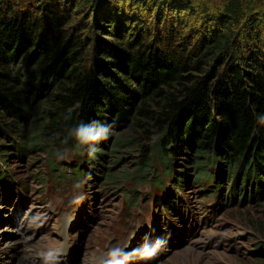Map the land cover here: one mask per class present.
Returning <instances> with one entry per match:
<instances>
[{"label":"trees","instance_id":"1","mask_svg":"<svg viewBox=\"0 0 264 264\" xmlns=\"http://www.w3.org/2000/svg\"><path fill=\"white\" fill-rule=\"evenodd\" d=\"M114 1L106 0V6ZM167 1L157 0L163 8L170 6ZM170 1L172 10L189 13L197 23L181 21L159 31L152 43L151 33L142 29L130 37L122 33L119 13L112 10L102 20L116 24L105 33L117 41L93 50L83 28L69 25L68 7L21 8L17 0H0V162L10 163L7 140L18 155L42 153L51 165L68 150L102 172L103 156L96 149L106 143L81 144L75 134L80 125L98 129V122L129 124L132 131L116 147L141 148L136 171L106 174L115 185L138 181L156 159L167 173L180 164L187 172L178 171V178L185 183L190 173L200 174L198 181L208 175L214 156L228 170L239 160L236 178L246 169L263 172L264 1L225 0L217 13L205 3ZM95 2L80 0L74 7ZM25 64L31 67L27 75ZM34 97L44 99L26 146L10 131L25 127ZM185 148L198 152L194 172L183 165Z\"/></svg>","mask_w":264,"mask_h":264},{"label":"rangeland","instance_id":"2","mask_svg":"<svg viewBox=\"0 0 264 264\" xmlns=\"http://www.w3.org/2000/svg\"><path fill=\"white\" fill-rule=\"evenodd\" d=\"M17 1L21 8H28L30 5L34 6L36 4H39L40 6L51 5L61 9L68 7L69 25L83 28V34L92 39V44L94 46L92 47L93 50L100 43L117 41L114 37H112V35L105 33L107 30L113 31L116 24H110V26H107V22L102 20V18H104L102 13L105 15V13H110L112 10L115 16L117 15V12L119 13L118 24L123 28L122 33L126 32V36L130 37L133 33H142V29L144 34L147 32L151 33L150 40L152 43L156 42L155 36L159 31L161 33H164L162 31L167 32L168 27L172 25L179 26L181 21L186 20L191 22V24H195L197 23V20H199L195 19L196 17L194 16H189V13L172 10V2L170 0L167 1L170 6L166 5L164 8L159 6V2H157V0L156 2L155 0H145L143 3L141 1L138 2L137 0H117L108 7L106 6V0H96V4H89L80 9L74 7L80 0ZM193 1L197 7L199 6L197 3L207 4L211 11L215 13H217V10L219 9L218 7L222 6L225 2V0ZM247 4V8L253 6V2L251 1ZM237 31L240 30L237 28ZM30 70L31 67L25 64L23 66L22 73L27 75ZM43 99L44 97H38L37 99L34 97L33 100H30L29 104L31 106V112L29 119L25 123L21 122L25 127H21L17 129V131H15L16 129L10 131V133H12L20 143H24L26 146L32 144V120L38 103H41ZM131 131L132 130L129 124L112 125V127H110V132L108 133L110 138L109 142L106 143V146H102L100 144L98 145L96 151L100 152L101 156H103V159H101V163L104 167L101 172L103 178L106 177L107 173L117 174L120 176V174L124 175L127 172L136 171L138 169L139 158H141V148L135 145H133L134 147H116V142L127 137ZM157 137L158 135L156 134L154 139H157ZM9 143V141H5L7 150L5 160L9 159L10 161L8 165L19 175L23 176L25 180L29 182L31 181V190L37 189L35 197L39 205L37 204L35 223L30 225L25 224L24 226H27L23 229V231L24 233L30 232L29 235L38 234L37 230L42 227L41 225L43 223V219L47 222L49 229H51L52 218L44 215L46 208H42V204H44L45 201L41 198V191H38L41 189V181L39 179L41 175H38L37 179H35V175L37 173L40 172L43 174L41 166L45 169V165L42 163H44L43 161L47 156L37 152L20 156L13 150L8 149ZM197 153L198 152L193 150L186 148L183 149L180 156L183 158L184 164L180 160L178 163L185 165L187 168L191 167L189 172H194L193 163H195V159H198L195 156ZM239 163L240 161L238 160L230 165L228 172L230 177L235 174ZM179 165H175L177 177L181 176L178 174V171L183 174L187 172ZM195 175L197 178L200 177V174L198 173ZM262 178L264 180V175ZM121 180L123 179H120L119 181ZM129 181L130 179L127 181L123 180L124 187ZM118 188L119 187L109 188L108 190L105 189L108 197L106 202L100 205L102 200L98 192L104 190V188L97 185L95 186V191H97V193L95 198H93V205L92 207L89 206L86 210H84L85 219L83 220L87 225L92 227L90 222H92L94 208L97 206L98 208L95 211L94 221L92 223L97 232H99L98 230H104L102 228L109 221L114 211L115 204L119 203L123 193L122 190ZM9 208H11V205ZM21 217H23V215ZM214 218L215 220H206L203 222L202 229L191 246H189V240L181 246L180 249L172 251L163 260L154 264H264V188L261 197L256 198L255 201L251 203H240L227 208L218 215H214ZM115 231L120 240H123L126 237L127 233L123 229L117 228ZM1 232L2 234H8L12 237L20 235L14 230V226H9L7 223L2 224L0 234ZM103 232L104 231L101 233Z\"/></svg>","mask_w":264,"mask_h":264},{"label":"clouds","instance_id":"3","mask_svg":"<svg viewBox=\"0 0 264 264\" xmlns=\"http://www.w3.org/2000/svg\"><path fill=\"white\" fill-rule=\"evenodd\" d=\"M99 124V128L95 129L91 126H86V125H80L78 129H76V136L77 139L81 144H88V143H94L97 142L101 139L107 140L108 139V133L110 132V126L107 125L105 126L104 124L96 123ZM163 243L161 240H157V245L153 249H148L145 247L144 251V258L146 260H150L154 257L157 249L159 246ZM115 255V253H113Z\"/></svg>","mask_w":264,"mask_h":264}]
</instances>
